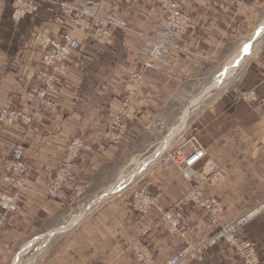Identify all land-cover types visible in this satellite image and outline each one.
<instances>
[{
	"label": "crops",
	"instance_id": "obj_1",
	"mask_svg": "<svg viewBox=\"0 0 264 264\" xmlns=\"http://www.w3.org/2000/svg\"><path fill=\"white\" fill-rule=\"evenodd\" d=\"M61 1L83 5L86 0H46L36 17L28 16L20 23L11 18L12 0H0V108H21L34 116L30 126L22 122L13 126L0 123V191L16 192L1 178L3 163L17 143L25 145L28 166L24 188L19 193L20 209L0 230V264L14 263L19 251L34 239L39 226L58 218L77 195L94 191L97 179L105 176L104 170L124 159L129 161L127 146L138 143L144 129L166 126L167 121L150 120L166 103L172 87L196 80L217 57L224 56L235 41L254 31L264 19V0H184L193 27L178 36V47L170 51L158 71H144L140 59L146 35L152 25L163 20L158 3L102 0L103 9L126 20L129 30L117 36L114 51L100 47L87 32L77 30L80 51L74 54L70 74L61 79L52 97L58 102V109L35 113L36 78L43 70V53L33 37L41 30L58 37L66 29L67 22L58 16L57 3ZM133 74L143 75L144 83L131 99L135 114L127 121L128 133L118 143L108 142L104 150L81 155L74 177L63 186L57 199H49L47 187L73 138H84L97 148L108 134L117 133L116 119L128 96L126 81ZM243 76L241 85L215 99L213 105V101L203 105L201 111H205L199 121L188 123L184 133L186 139L196 136L216 169L226 171L222 185H207L210 197L224 210L222 222L233 220L264 200V51L255 55ZM203 101L198 100L193 107L189 104L180 119L186 116L189 122ZM177 123L174 122L175 127ZM150 157L140 155L131 159L142 164ZM138 182L135 188H144L158 197L154 209L144 216L138 214L130 206L132 194L125 190L118 194L119 185L96 190L93 193L98 195L91 201L116 192L88 213L73 215L59 231L56 229L61 226L38 236L47 235V243L42 251L41 244L36 247L29 259L31 264H144L134 249L141 244L150 246L155 264H162L187 244L197 245L212 236L211 216L189 209L183 201L189 186L174 165H149ZM171 210L186 215L185 237L162 226L156 228L162 216ZM78 215L80 220L74 221ZM58 234L61 235L46 249ZM244 236L257 245L264 264V214L246 227ZM188 264L241 262L234 248L220 244Z\"/></svg>",
	"mask_w": 264,
	"mask_h": 264
},
{
	"label": "built area",
	"instance_id": "obj_2",
	"mask_svg": "<svg viewBox=\"0 0 264 264\" xmlns=\"http://www.w3.org/2000/svg\"><path fill=\"white\" fill-rule=\"evenodd\" d=\"M46 0H14L13 20L19 22L28 16L39 13L41 4ZM161 8L163 22L155 25L151 30V36L147 40V46L140 64L144 69H157L166 59L168 49L173 47L177 36L185 33L193 27V18L184 9V0H155ZM102 0H87L83 6H77L68 1L57 3L59 16L67 22V27L61 38L52 39L48 34L40 32L35 38V44L44 51L43 65L59 77L67 74L71 68L74 54L81 48V44L67 29L75 31L84 29L96 41V43L113 47L115 37L129 29L127 21L113 12L103 9ZM27 14V15H26ZM103 40V41H100ZM40 79L49 89L38 91V97L42 101L48 99V92L54 91L56 83L48 74H41ZM141 77L135 75L129 85V98L125 100L123 108L127 107L130 99L142 85ZM132 95V97H131ZM47 105V104H46ZM22 115V114H21ZM23 117V115H22ZM27 121H0L7 126H13L20 122L27 126L33 124L30 118ZM126 132V125H122L119 134L110 133L106 140L117 142ZM107 146V145H106ZM105 144L97 149L81 137L73 138L66 149L65 155L55 171L52 181L49 183L46 195L49 199L58 198L63 186L75 174L76 163L83 154H92L96 150H104ZM25 145L17 143L13 148L11 157L5 162L2 170V181L17 190V193L0 191V230L5 226L9 217L20 209L19 192L24 188V177L28 166L24 158ZM165 163L174 165L182 180L189 184V191L184 201L192 210H198L211 216L210 227L214 230L212 236L202 240L199 244H187L183 249L172 255L162 264H188L197 259L205 250L226 244L236 250L241 264H262L258 255L257 245L245 236V229L257 217L264 214V200L248 210L246 213L229 222H222L220 217L224 214L223 208L217 201L211 199L207 193V185L216 183L219 178L223 181L226 177L224 169H214V165L206 151L198 147L189 154L178 152L168 155ZM212 163V164H211ZM213 165V167H211ZM209 167V168H208ZM216 178V179H215ZM158 197L148 194L145 189L139 190L133 195L130 206L141 216L147 214L158 205ZM187 221L182 213L171 210L165 213L156 228L163 227L170 233H179L185 237ZM138 258L144 264H155L153 252L149 245L134 247Z\"/></svg>",
	"mask_w": 264,
	"mask_h": 264
},
{
	"label": "rangeland",
	"instance_id": "obj_3",
	"mask_svg": "<svg viewBox=\"0 0 264 264\" xmlns=\"http://www.w3.org/2000/svg\"><path fill=\"white\" fill-rule=\"evenodd\" d=\"M86 2H87V0L85 1V3ZM71 3H73V2H71ZM13 4H14V0H12V12H11V18H12V20H13L12 14H13V11H14ZM73 4H75V3H73ZM75 5H77V4H75ZM83 5H77V6H83ZM41 7H42V4H41ZM41 7H40V10H41ZM38 14L34 15L33 18L36 17ZM58 16H59V13H58ZM162 16H163V14H162ZM24 19H26V18H24ZM61 19H63V18H61ZM13 21L15 23H20L22 20L19 21V22L15 21V20H13ZM162 22H163V20L160 21V22H158V23H155L154 25H152L151 28L149 29V32H150V30L155 25H158V24H160ZM65 23H66V21H65ZM77 30H79V29H76L75 31L70 30V29H67L68 32H72L73 33V35H74L75 38H76L75 34H76V31ZM44 31L45 30H41V31L37 32L35 34V36L33 37V42H35V38H36L37 34L40 33V32H44ZM63 32L64 31H62V33ZM125 32L126 31L120 32L118 35L124 34ZM149 32L146 35V40H148V37L151 36V32L150 33ZM252 32L248 33L245 37H243V38L238 39L237 41H235V44L229 48V50L226 52V54L224 56H222V57H217L216 60L214 62H212V64L210 65V67L204 73H202V75L199 76L196 80H194L192 82H188V83L177 84V85H175L174 87H172L170 89V92H171L170 95H166V97L168 98V99L165 100L166 103L164 102L165 104L163 106L159 107V110L155 111V114L153 116L154 119H151L150 120V121H167V122H165L166 126H163L161 128L154 129V130L148 129V128L144 129V132L142 133V136H141L140 140L138 141V143L130 144V145L127 146V149L130 152L129 153V157H130L129 159L130 160L128 159L129 161L126 162L125 159H124L122 162L120 161L119 163L117 162L115 164H112V167L111 168L109 167V170L108 169L104 170L105 171V176H103L101 179L100 178L97 179V181H96L97 183L93 187V188H95L94 191H96V190H103L104 188H107L110 185H114V186L119 185V188H117V192H119L118 194H120L123 190H125V192L128 193L129 195L132 194V198H133V195L136 192H138L139 190L144 189V188H140V187L135 188V186L138 185V183H139L138 182V179L149 168V166L147 168H144L143 169L142 168L143 165L142 166L140 165L141 164V161H137L136 162V161L132 160L131 157L140 156V155H142V156L151 155L152 156V155H154V153L160 147H164L165 149H164V151L162 153V156L159 158L160 160H158L156 163H152L150 165H153V166H155V165H162V164L169 165V164L165 163V158L168 155L176 154L178 152H184V154L185 153L186 154H189L192 151H194L196 148L201 147V145L197 142V137L196 136H192V138H189V139H186L184 137L185 130L188 127L187 128H182V129L180 128L179 131L176 129V133L177 134L179 133V134H178V136L175 139L172 140L171 143H168L167 138L171 134L170 131H173V129L176 128L175 125H174V122L177 121L178 122L177 125H178L179 123H181L183 121L180 118L183 115L184 111L187 109V106L190 104L191 100L193 98H196V96H199L201 94L202 89H203L204 86H206L207 84H211V82L213 81L214 76L217 75L221 71V69L228 68L229 62L236 55V53H237V51H238V49L240 47V44ZM46 33L52 39L61 38V34H59L58 37L57 36L54 37V36H51L48 32H46ZM117 36L115 37V43L116 44L118 42L116 40ZM89 37L91 39H93L90 34H89ZM95 43H96V41H95ZM116 44H115V46H116ZM98 45L100 47L113 49V51H114V48L117 47V46L116 47L115 46L114 47H105V46H102L100 44H98ZM172 45H173V47L172 48L170 47L168 49V52H167L168 54L166 55L167 57H166L165 61L168 59V56L170 54L169 52L172 49H175L176 47H178V36H177V41L174 44L172 43ZM146 46H147V41H146V45L142 49L141 57L143 56V53L145 52L144 50L146 49ZM40 49H41V51L43 53V55H42V63H41L42 66H43V70L38 73L37 78H36V80H37V87H36V90H35V95H36V99L38 100V104H37V106L35 108V113H44L46 111L53 112V111H56L58 109V107H59L58 102L57 101H53V99H52L53 94L57 91L58 83L61 81V79L63 77H65V76H67V75L70 74V72L72 70V62H73V59L74 58L71 61L70 71L67 74H63V75H61L59 77H56V76L52 75L53 72L51 70H49L48 68H46L43 65L44 51H43L42 48H40ZM262 51H264V37H263V40H262V44L259 46V48L256 51L252 52V55H253L252 57L254 58L255 57L254 55L258 56ZM248 57L249 58L245 57L242 60L243 62L241 64V67L239 66V68L236 70V72H235V74L233 76L234 80H233V82L228 87H226L227 89L225 88V90L224 89L216 90V93L214 92L211 95L210 98H206L205 101H203V103H201L196 108V110L193 111V113L191 114L192 116H191V118L189 119V122H188L189 124L192 123V121H199L198 120L199 117L201 116L202 112L205 111V110H202L201 111V107L203 105H207V103H210L212 101H213V103H211V104L213 105L219 97H221V96L225 95L226 93L234 90V88H236V87H238L239 85L242 84V81L244 79V76L242 78H241V76H242L244 70L246 69V67H248L250 61L253 59L251 56H248ZM244 60H246V61H244ZM165 61L158 67V69H144V67L142 66V64H140V65H141V67L143 68L144 71H158L162 67V65L165 63ZM44 73L45 74H48V76H51V77L54 78V81L56 83V86L54 87V89H55L54 91L48 92V99L46 98V99H44V100L41 101L39 99V97H38V91L44 90V89H49V86L48 85L47 86L44 85V83H42V81L40 79L41 78L40 75L41 74H44ZM236 75L238 77H236ZM138 76L141 77L140 80H142V82L144 83V76L141 75V74L138 75ZM130 80H131V78L129 77L127 79V81H126L127 90L129 89L128 83L130 82ZM143 83H142L141 87L143 86ZM141 87H140V89H141ZM134 96L135 95H133V97ZM168 96H170V97H168ZM131 97H132V95H131ZM127 98H129V91H128ZM130 104H131V99H130L129 104L127 105V107L122 108L120 116L116 119V121H117V127H118L117 128V134H119V132L121 131L122 125H126V132H125L124 135H126L128 133L129 126H128V122L127 121H131L133 119L134 114H135V110H133L130 107ZM21 114L23 115V117H22ZM26 118H30L31 121H34V116L31 115V114L26 113L21 108H7V107L0 108V121H27ZM168 121H170L169 122V125H168ZM106 139H105L104 143H102V144H105V146L107 145L108 142L114 143V141L106 140ZM120 140L121 139H119L116 143L120 142ZM100 145H98L97 148ZM66 149H67V147H66ZM10 157H11V155H10ZM209 158H210V156H209ZM7 160H8V158L5 160V162ZM146 160H148V159H146ZM144 161L142 163H144ZM5 162L3 163V166H4ZM135 162H136L137 168H134V163ZM120 163H122V164L120 165ZM3 166H2V170H3ZM211 167H213V165H211ZM215 168L216 167L214 166V169ZM75 171H76V168H75ZM222 184L223 183H222V180L220 178H219V180H216V183L215 184L214 183H210V185H213L215 187H218V186H220ZM187 185L189 186V184H187ZM94 191H92V189L91 190H86L85 193H83L81 195H77L75 198L72 199V201L64 209V211H62V213L59 215L58 218H56V219L54 218V219L47 220L45 223H43V225L39 226L35 230L34 239H32L31 241H29L28 244H27V246L25 248H23L21 251H19V253L16 256V259H14V263H12V264H17L19 261H21L22 264H27L28 260L34 255L36 247L39 244H41L42 238L43 237H46L47 235L46 236H43V237H38V236H41V235L46 234L52 228H56L58 226H61L63 224H66L72 218L73 215H76V214H79V213L82 215L83 213H88L89 211H91L93 208L86 209L84 211V207H87L92 202L91 201L92 200L91 199L92 197L98 195L97 193H93ZM97 192H99V191H97ZM16 193H17V190H16L15 194ZM148 194H149V192H148ZM185 196H187V194ZM108 197H110V196H108ZM209 197H210V195H209ZM132 198H131V200H132ZM210 198L213 199L212 197H210ZM183 201H184V199H183ZM99 203H97V204L99 205ZM186 204L188 205L189 209H191L190 205L188 203H186ZM19 205H20V203H19ZM82 207H83V209H82L83 211H80V209ZM182 215H183L184 219L187 220L186 215L183 214V213H182ZM63 226L58 227L56 230L59 231V229L62 228ZM186 227H187V224H186L185 228ZM56 233L57 232H55V234ZM48 235H50V234H48ZM60 235L61 234H58L57 236H54V238L52 240H50V241L48 240L49 243L47 244L46 249L51 244V241H53L54 239H56ZM30 243H32V245H33L32 247H30V245H29ZM37 249H38V247H37Z\"/></svg>",
	"mask_w": 264,
	"mask_h": 264
},
{
	"label": "bare ground",
	"instance_id": "obj_4",
	"mask_svg": "<svg viewBox=\"0 0 264 264\" xmlns=\"http://www.w3.org/2000/svg\"><path fill=\"white\" fill-rule=\"evenodd\" d=\"M27 15V14H26ZM80 30H83L85 32H87L86 30L84 29H80ZM189 31V30H188ZM72 33V32H70ZM89 34V32H87ZM150 33V32H149ZM73 34V33H72ZM91 34V33H90ZM184 34V33H183ZM92 35V34H91ZM150 35V34H149ZM182 35V34H181ZM74 36V35H73ZM93 37V36H92ZM263 37H264V19H262V21L260 22V24L258 25V27L244 40L242 41V43L240 44V47L236 53V55L232 58V60L229 62V66L228 68H224V69H221V71L214 76L213 78V81L211 82V84H207L206 86H204L201 94L199 96H196L195 100L194 101H191L190 102V106H194L195 104H198V100L201 102V100L203 101L204 99L206 98H210L211 95L215 92L216 93V90H219V89H224L226 87H228L234 80L233 76L236 72V70L239 68V66L241 67V64H242V60L247 57L249 58L248 56H253L252 55V52L256 51L259 46L262 44V40H263ZM75 38V37H73ZM149 38V37H148ZM76 39V38H75ZM77 40V39H76ZM78 41V40H77ZM100 41H103V40H100ZM80 43V42H79ZM248 47V52L245 53L244 49L245 47ZM262 47V46H261ZM172 48V47H171ZM145 51V50H144ZM170 53V52H169ZM256 53V52H255ZM168 54V53H167ZM255 56V55H254ZM167 57V56H166ZM253 58V57H252ZM250 60V59H249ZM246 61V60H244ZM249 62V61H248ZM158 69V68H157ZM135 75H139V74H133L130 76V78L132 79ZM236 77H238L236 75ZM237 79V78H236ZM217 80V81H216ZM237 81V80H236ZM217 82V83H216ZM216 83V84H215ZM215 84V85H214ZM227 89V88H226ZM140 90V89H139ZM138 92V91H137ZM136 92V93H137ZM135 95V94H134ZM132 99V98H131ZM133 101V100H132ZM191 108V107H190ZM131 110V109H130ZM183 120L181 123L178 124V126L176 128L173 129L172 131V134L169 135V137L167 138V141L168 143H170L175 135H176V129H182V128H187L188 126V121L186 119V116H183L182 119ZM180 122V121H179ZM182 132V131H181ZM166 146V145H165ZM164 147H160L156 153H154V155H152L150 158H148V160H145L144 163L140 164L142 166V168H147L150 164L152 163H156L158 160H160L159 158L162 156V153L164 151ZM139 165V166H140ZM140 166V167H141ZM137 168V167H136ZM116 191H110L108 192L107 194L102 195L101 197H99L98 199L92 201L88 207H85L84 211L86 209H90L92 208L93 206H98L97 203L99 202H104V201H107L108 198L112 197V195L114 196V193ZM106 196H110V197H107L105 198ZM105 198V199H104ZM103 199V200H102ZM84 215V214H82ZM81 218V215H78L74 218V221H79ZM48 236L46 237H43L42 238V241H41V246H40V249L43 248L44 245H46V239H47ZM48 241V240H47ZM42 251V249H41ZM24 263V262H23ZM32 261L29 260L27 262V264H31ZM18 264H22L21 263H18Z\"/></svg>",
	"mask_w": 264,
	"mask_h": 264
},
{
	"label": "snow or ice",
	"instance_id": "obj_5",
	"mask_svg": "<svg viewBox=\"0 0 264 264\" xmlns=\"http://www.w3.org/2000/svg\"><path fill=\"white\" fill-rule=\"evenodd\" d=\"M245 53L248 52V47L246 46L245 49H244Z\"/></svg>",
	"mask_w": 264,
	"mask_h": 264
},
{
	"label": "water",
	"instance_id": "obj_6",
	"mask_svg": "<svg viewBox=\"0 0 264 264\" xmlns=\"http://www.w3.org/2000/svg\"><path fill=\"white\" fill-rule=\"evenodd\" d=\"M52 236H53V235H52ZM52 236H51V237H52ZM51 237H49V238H51Z\"/></svg>",
	"mask_w": 264,
	"mask_h": 264
}]
</instances>
